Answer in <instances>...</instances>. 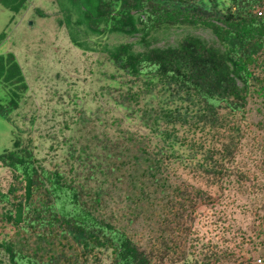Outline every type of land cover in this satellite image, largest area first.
I'll use <instances>...</instances> for the list:
<instances>
[{"label": "rangeland", "instance_id": "1", "mask_svg": "<svg viewBox=\"0 0 264 264\" xmlns=\"http://www.w3.org/2000/svg\"><path fill=\"white\" fill-rule=\"evenodd\" d=\"M206 3L207 12H225L231 0ZM59 18L56 0H29L19 13L0 5V55L15 54L28 85L19 106L6 117L0 114V154L17 139L45 168H58L72 184L99 192L95 213L115 217L141 249L153 248L157 264H258V259L264 264V107L257 85L242 109L222 102L207 112L194 95L157 76L127 75L108 61L105 45L137 42L139 35H89L92 50H82ZM186 34L219 45L208 28L185 24L158 27L150 42L173 45ZM260 59L252 69L264 77V51ZM108 87L130 88L137 99L120 105ZM8 98L0 82V103ZM126 132L143 139L147 151L162 155L168 186L186 189L188 201L181 205L178 223L160 222L153 216L156 206L147 204H139L133 221H127L124 196L139 191L143 181L140 164L129 160L133 146L119 143L126 172L106 171L109 145L122 141ZM10 182L11 169L0 163V191L6 192ZM167 232L182 238L175 253L168 248ZM92 246L85 264H110V249L97 242ZM14 248L25 250L18 242ZM0 264H9L2 250Z\"/></svg>", "mask_w": 264, "mask_h": 264}, {"label": "trees", "instance_id": "2", "mask_svg": "<svg viewBox=\"0 0 264 264\" xmlns=\"http://www.w3.org/2000/svg\"><path fill=\"white\" fill-rule=\"evenodd\" d=\"M56 1L63 14L58 24L67 28L70 41L82 50H92L86 40L89 35H139L137 42L102 48L117 70L135 77L157 76L194 95L207 112L222 102L232 110L242 109L256 84L255 92L262 96L264 107V77H258L252 69L260 64L264 51L263 0H231L225 12L204 10L207 1L215 0ZM28 3L29 0H0L1 6L14 13ZM36 12L43 14L39 9ZM178 24L208 28L219 45L208 44L193 34H186L173 45H152L150 37L155 29ZM3 37L4 32L0 40ZM136 44L143 48L135 49ZM0 82L9 94L8 101L0 103V114L6 117L19 106L28 88L11 51L0 55ZM107 90L120 105H130L137 99L130 88ZM125 141L134 148L130 163L140 164L143 178L139 191L124 196V211L130 213L127 221H133L139 204H147L156 206L153 216L160 222L167 226L178 223L181 205L188 201L186 189L168 186L162 155L147 151L143 139L126 132L122 141L109 145L106 171L114 175L119 169L126 172L119 149V143ZM138 156L143 162H138ZM0 163L11 169L9 187L6 192L0 191V203H6L0 207V250L7 255L9 264H85L88 253L96 248L92 242L110 249V264H157L153 248L141 249L115 217L95 213L100 208L99 192L94 194L83 185L72 184L58 168H45L17 139L12 149L0 154ZM174 196L183 200L175 201ZM176 233H166L172 239L168 245L172 253L183 245ZM17 242L24 245V251L14 248Z\"/></svg>", "mask_w": 264, "mask_h": 264}, {"label": "built area", "instance_id": "3", "mask_svg": "<svg viewBox=\"0 0 264 264\" xmlns=\"http://www.w3.org/2000/svg\"><path fill=\"white\" fill-rule=\"evenodd\" d=\"M258 264H263V260L262 259H258Z\"/></svg>", "mask_w": 264, "mask_h": 264}]
</instances>
